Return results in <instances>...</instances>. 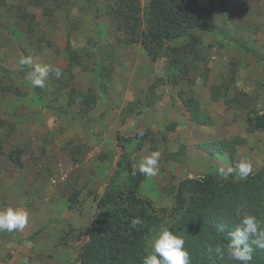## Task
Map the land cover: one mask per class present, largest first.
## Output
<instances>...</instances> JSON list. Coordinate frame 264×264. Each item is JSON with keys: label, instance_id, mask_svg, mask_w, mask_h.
Returning a JSON list of instances; mask_svg holds the SVG:
<instances>
[{"label": "rangeland", "instance_id": "rangeland-1", "mask_svg": "<svg viewBox=\"0 0 264 264\" xmlns=\"http://www.w3.org/2000/svg\"><path fill=\"white\" fill-rule=\"evenodd\" d=\"M224 1L206 30L170 44L181 57L163 50L154 60L118 31L107 13L112 0H0V210L23 207L29 214L23 230L0 231V264H79L95 196L110 180L123 190L117 162L136 150L140 129L149 128L154 141L135 164L159 153L158 171L144 174L140 195L157 208L171 211L179 182L190 175L242 179L224 175L233 166L228 156L199 148L202 140L243 137L235 161L249 159L252 173L264 165V132H247L249 112L264 108V0ZM149 2L141 0L143 11ZM21 56L62 75L50 72L45 87L34 88ZM214 86L223 92L218 101L211 99ZM90 91L95 102L85 99ZM181 92L214 117L212 126L192 125ZM235 96L228 109L225 99ZM176 120L189 135L178 126L166 130ZM182 146H189L191 164L186 152L172 158ZM157 215L163 228L176 220Z\"/></svg>", "mask_w": 264, "mask_h": 264}, {"label": "trees", "instance_id": "trees-1", "mask_svg": "<svg viewBox=\"0 0 264 264\" xmlns=\"http://www.w3.org/2000/svg\"><path fill=\"white\" fill-rule=\"evenodd\" d=\"M112 1L107 13L118 31L129 42L140 43L154 60L163 50L181 57L176 48H169L170 44L179 42L191 32L206 30L207 20L216 12H223L226 4L224 0H210V6L202 8L198 0H150L143 11L141 0ZM144 24L145 29L142 28ZM237 43L245 51L261 57L259 50H249L241 41ZM222 97L221 88L214 86L211 99L218 101ZM178 98L194 124H214L213 117L201 108L198 100L186 98L182 92ZM85 99L95 102L91 91ZM236 100H239L237 96L226 98L224 103L229 109ZM176 127V123L167 124L166 130L173 131ZM256 131L264 132V108L248 114L247 132ZM135 139L138 141L136 150L130 156L122 155L117 162V174L123 173L126 177L124 188L121 190L111 186L110 180L103 195L95 196V215L84 234L76 261L79 264H141L150 238L163 228V219L157 215L162 213L164 218L176 219L167 228L184 238L190 264H237L227 256L221 259L210 249L217 244L226 246L230 242L229 233L243 212L255 215L264 228V165L247 178L238 180L212 174H204L199 179L187 177L180 181L175 204L170 211L157 208L150 198L140 195L145 176L134 169V158L153 143L154 137L146 128L138 130ZM245 143V138L236 136L230 140L201 143L198 147L220 155L226 154L234 165L237 148ZM181 149L180 153L171 155L172 158L178 155L185 157L186 147L182 146ZM134 218L142 221L135 228L131 224ZM253 247L251 264H264V250Z\"/></svg>", "mask_w": 264, "mask_h": 264}, {"label": "clouds", "instance_id": "clouds-1", "mask_svg": "<svg viewBox=\"0 0 264 264\" xmlns=\"http://www.w3.org/2000/svg\"><path fill=\"white\" fill-rule=\"evenodd\" d=\"M21 67H30L27 79L34 88H44L49 73L54 72L57 78L62 75V70L49 64H33L31 57L21 56L19 61ZM159 153L153 152L141 159L134 169L141 174L155 175L158 171ZM253 171L252 162L247 158H240L232 167L227 169L224 175L236 172L241 178H247ZM135 174V172L133 173ZM29 222V214L23 207H8L0 210V231L12 232L23 230ZM132 227L141 225L140 218H134ZM230 242L226 246L217 244L210 251L223 259L225 256L237 264H251L254 247L264 250V228L261 221L249 212H243L234 229L229 233ZM185 240L182 236L175 234L169 228L164 227L158 231L155 238L151 240L152 252L141 259V264H190L189 253L184 247Z\"/></svg>", "mask_w": 264, "mask_h": 264}, {"label": "crops", "instance_id": "crops-1", "mask_svg": "<svg viewBox=\"0 0 264 264\" xmlns=\"http://www.w3.org/2000/svg\"><path fill=\"white\" fill-rule=\"evenodd\" d=\"M213 119H214V117H213ZM177 121V120H176ZM178 122V124H177V128L179 129L178 130V133L181 135V136H186V135H189V133L186 131V130H184L183 128H181L183 125H182V123L181 122H179V121H177ZM192 123V122H191ZM192 125H194V126H199V125H195L194 123H192ZM199 127H206V126H199ZM211 140V139H210ZM203 141V143H206V142H209V140L207 139V140H202ZM185 144L186 145H188V143L185 141ZM201 144V143H200ZM186 149H187V147H186ZM188 150H189V146H188ZM188 150H186V157H185V160L188 162V164L190 163L191 164V162H192V158H191V156H190V153H189V151ZM209 153H211V155H216V156H219V154H217V153H214V152H212V151H209V150H207ZM221 156V155H220ZM188 157V158H187ZM184 160V161H185ZM185 163V162H184Z\"/></svg>", "mask_w": 264, "mask_h": 264}, {"label": "water", "instance_id": "water-1", "mask_svg": "<svg viewBox=\"0 0 264 264\" xmlns=\"http://www.w3.org/2000/svg\"><path fill=\"white\" fill-rule=\"evenodd\" d=\"M203 176L202 175H197V176H194V175H190V178H202ZM180 183V182H179ZM178 186H179V184H178Z\"/></svg>", "mask_w": 264, "mask_h": 264}]
</instances>
